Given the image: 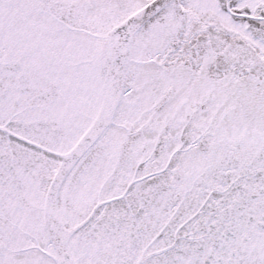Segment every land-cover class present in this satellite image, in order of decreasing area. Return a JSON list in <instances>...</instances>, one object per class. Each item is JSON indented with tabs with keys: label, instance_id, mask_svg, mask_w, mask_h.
<instances>
[{
	"label": "snow or ice",
	"instance_id": "obj_1",
	"mask_svg": "<svg viewBox=\"0 0 264 264\" xmlns=\"http://www.w3.org/2000/svg\"><path fill=\"white\" fill-rule=\"evenodd\" d=\"M0 264H264V0H0Z\"/></svg>",
	"mask_w": 264,
	"mask_h": 264
}]
</instances>
